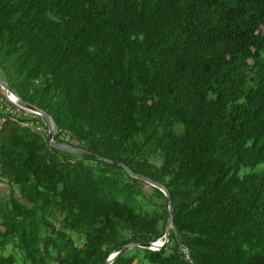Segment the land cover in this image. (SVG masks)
Segmentation results:
<instances>
[{"label": "trees", "instance_id": "obj_1", "mask_svg": "<svg viewBox=\"0 0 264 264\" xmlns=\"http://www.w3.org/2000/svg\"><path fill=\"white\" fill-rule=\"evenodd\" d=\"M0 76L95 156L7 120L0 264H264V0H0Z\"/></svg>", "mask_w": 264, "mask_h": 264}, {"label": "water", "instance_id": "obj_2", "mask_svg": "<svg viewBox=\"0 0 264 264\" xmlns=\"http://www.w3.org/2000/svg\"><path fill=\"white\" fill-rule=\"evenodd\" d=\"M0 87L3 91H5L6 93L10 94L11 96H13V98L16 99V102L26 108V109H30L33 110L35 112L40 113L44 119L47 121L48 123V127H49V137H50V142L58 149L62 150V151H67V152H72V153H78V154H85V155H89L92 157H95L94 155L82 150L81 148H78L74 145L71 144H61L58 143L54 140V136H55V125L54 122L52 120V118L49 116V114H47L46 112H44L43 110L39 109L38 107H36L35 105L23 100L22 98H20L18 96V94H16V92L14 90H12V88H10V86L6 83V81L0 76ZM137 178L143 180L144 182L159 188L161 191H163L165 193V195L168 197V204H169V219H168V224H167V228H166V233H165V240L161 241L159 240L158 242L155 243H150L145 245V247L150 248L152 250H157L162 248L168 241H169V234H170V229L174 228L173 225V219H172V213H173V202L170 196L169 191L162 185L156 183L155 181H153L152 179L145 177V176H141V175H135ZM133 247V245H130L128 248H126L125 251L131 249ZM185 252L187 253V250H185ZM117 254H112L111 257L104 263V264H110L114 258L116 257Z\"/></svg>", "mask_w": 264, "mask_h": 264}, {"label": "built area", "instance_id": "obj_3", "mask_svg": "<svg viewBox=\"0 0 264 264\" xmlns=\"http://www.w3.org/2000/svg\"><path fill=\"white\" fill-rule=\"evenodd\" d=\"M9 118L18 119L30 127L36 128L40 132L48 131L49 127L44 117L33 110L20 106L16 99L2 89L0 90V128L7 122ZM56 132V129H55ZM62 144H69L67 137H62ZM72 145V144H71Z\"/></svg>", "mask_w": 264, "mask_h": 264}, {"label": "rangeland", "instance_id": "obj_4", "mask_svg": "<svg viewBox=\"0 0 264 264\" xmlns=\"http://www.w3.org/2000/svg\"><path fill=\"white\" fill-rule=\"evenodd\" d=\"M0 90H1V87H0ZM30 132H32V130H30ZM6 190H7L6 184L3 182H0V193L3 194L6 192Z\"/></svg>", "mask_w": 264, "mask_h": 264}]
</instances>
